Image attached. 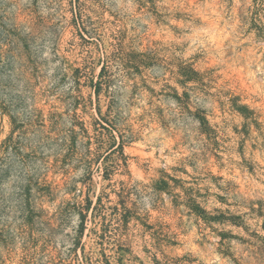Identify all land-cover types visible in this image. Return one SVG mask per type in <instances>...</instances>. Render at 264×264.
Listing matches in <instances>:
<instances>
[{"label":"clouds","instance_id":"9594fccd","mask_svg":"<svg viewBox=\"0 0 264 264\" xmlns=\"http://www.w3.org/2000/svg\"><path fill=\"white\" fill-rule=\"evenodd\" d=\"M52 2L53 18L61 27H71L65 19L72 6L69 0ZM42 3L37 0V6ZM81 12L84 19L78 21L73 36L82 24L94 43L74 45L81 55L73 54L71 60L87 66L81 72L86 80H95L103 69L101 82L113 101L110 115L116 131L126 147L147 153L143 159L135 158L143 179L127 163L132 156L117 153L112 160L114 169L128 177L126 200L143 204L139 211L146 216L155 209L161 219L171 217L168 223L178 224L186 236L194 235L205 251L214 252L218 241L210 238L223 224L264 246V0H81ZM42 19L45 23L36 34L47 45L52 35L47 12ZM69 88L70 84L57 92L66 99V119L72 118L75 99H83ZM34 110L35 104L27 109ZM88 111L94 115V106L89 105ZM33 135L30 147L48 155L42 147L47 143L43 133ZM62 154L52 152L50 158ZM11 155V149H0V171L9 167ZM88 159L81 153L66 166L52 168L45 162L41 169L44 176L54 171L63 177L52 192V197L60 194L58 210L46 216L53 237L61 234L73 240L80 223L91 225V214L80 218L85 190L95 191L87 178ZM18 179L14 175L0 183V196H11ZM69 201L73 207L65 211ZM209 201L213 208L207 207ZM73 214L69 224L66 218ZM95 227L99 230L98 224ZM171 233L159 223L149 233V247L165 264L171 261L156 252L153 236ZM113 239L119 242L115 230ZM32 243L27 232L17 236L15 251L11 245L6 250L11 254L9 264H17L20 255L27 257L24 264H55L56 253L65 264H85L54 238L47 253ZM21 244L26 245L23 253ZM4 251L0 244V252ZM98 253L96 247L90 254ZM202 259L192 256L191 264H201ZM220 264L232 260L222 256Z\"/></svg>","mask_w":264,"mask_h":264},{"label":"rangeland","instance_id":"374dc122","mask_svg":"<svg viewBox=\"0 0 264 264\" xmlns=\"http://www.w3.org/2000/svg\"><path fill=\"white\" fill-rule=\"evenodd\" d=\"M79 2L81 4V0H74L73 4V0H69L72 6L65 19L71 27H61L60 21L54 19V14L49 11L54 6L52 0H43L39 6L37 0H0V137L3 138L0 149L4 152L11 149L12 152L9 167L0 171V183L14 175L19 177L13 184L16 191L6 198L0 196V244L5 248L4 252H0V261L9 264L11 254L6 250L11 245L12 251H15L17 236L27 232L29 241L33 242L32 246L39 247L40 252L47 253L53 248L54 238L60 247L69 248L70 253L75 254L77 259L84 260L85 264H165L153 252V248L149 247V233H152L154 224L159 223L161 228L167 225L172 233L162 236L154 234L153 247L157 253L170 260L171 264H180V261L191 264L192 256H202L201 264H220L222 256L230 257L232 264H264V246L253 244L227 224L213 230L216 235L210 238V242L218 241L214 252L205 251L196 242L194 235L186 236L179 231L178 224L168 223L171 217L161 219L155 209L146 216L139 211L143 204L138 206L135 200L128 201V206L142 219H133L127 227L112 228L108 231L104 245L99 243L92 221L81 236L80 223L73 240L61 234L53 237L48 230L50 221L46 216L49 212H57L60 200L59 193L52 197L53 187L58 186L63 177L54 171L44 176L41 169L45 162L52 168L63 167L68 164L69 159L86 153L91 169L87 178L92 181L95 191L92 187L87 188L83 199L85 202L89 199L96 205L98 197L102 196L105 208L122 200L116 191L125 196L124 182L128 179L112 166L116 154L108 153V144L113 134L119 136V141H124V137L116 131L117 125L110 115L113 101L108 98L105 85L102 84L99 93L92 85L103 77L100 75L95 80H86L81 72L87 66L79 59L71 60L73 54L77 57L81 55L74 45L79 44L83 48L94 43L88 37V27L82 24L79 25L81 30L76 31V37L73 36L78 21L84 19L76 15ZM37 11L40 15H36ZM46 12L52 35L50 43L44 45L36 30L45 23L42 16ZM48 48L51 49L50 54L44 55ZM50 82L51 87L48 86ZM69 84L83 99H75L72 118L66 119V99L63 95L57 96V92ZM72 88H69V92ZM31 104H35V110L29 112L27 109ZM89 105L94 106V115L89 114ZM100 110L108 120H101ZM103 125L108 129L103 128ZM37 132L43 133V139L47 141L42 147L49 150L48 155L30 147L35 142L33 134ZM52 152L63 154L50 158ZM126 154L133 157V160L127 161L132 173L143 179L144 171L135 163V158L143 159L147 153L139 152L136 146H124L123 154L120 155ZM213 206V201L207 202L208 208ZM72 207L73 203L69 201L64 210ZM104 211L107 212L108 209ZM74 218L75 214L66 219L70 224ZM235 219L239 220V216ZM103 223L98 224L100 233ZM113 230L119 236V242L113 239ZM244 230L247 231L246 228ZM159 232L160 229H157V233ZM225 241L227 248H223ZM96 247L99 248V253L90 254ZM20 249L23 253L26 245L21 244ZM26 259L27 257L20 255L17 264H24ZM55 264H65L58 253L55 254Z\"/></svg>","mask_w":264,"mask_h":264},{"label":"trees","instance_id":"16d2710c","mask_svg":"<svg viewBox=\"0 0 264 264\" xmlns=\"http://www.w3.org/2000/svg\"><path fill=\"white\" fill-rule=\"evenodd\" d=\"M78 11L76 12L77 17H80L83 19L82 12H81V4L79 2V7ZM101 76L103 77V69L101 72ZM102 80L97 82L96 84L93 82V87L99 93V89L102 87ZM101 114V120H108L105 117L102 116V112L100 110ZM103 128L108 129L106 126L103 125ZM7 144V143H6ZM109 147H108V153L110 154H117V153H122L123 154V149H124V141H119V147H117V137L113 134L112 139L109 142ZM8 147V145H6ZM108 155V156H109ZM50 189V188H49ZM117 195L119 197H122L121 201L119 203H116L115 205H111L108 208L103 207V197L99 196L98 197V203L94 205L92 201L89 199L84 201V211L81 214L80 218L83 221L84 219L88 218L89 214L92 213L91 216V221L94 223V225L99 224L100 222L103 223V228H102V233L98 232L97 227L93 231H95L97 234V239L99 240V243H102L104 245V241L106 240L108 231H111L112 228L116 227H127L131 223L133 219L141 220L142 218L140 216L135 215V212L129 208L128 206V201L126 200L125 196H123V193H120L116 191ZM108 209L107 212L104 210ZM81 233H85V228L86 225L81 223ZM2 241L1 238V232H0V242ZM80 242V241H79ZM80 245V244H79ZM86 253V250L84 251Z\"/></svg>","mask_w":264,"mask_h":264}]
</instances>
